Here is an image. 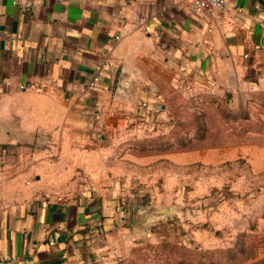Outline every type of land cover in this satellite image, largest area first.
<instances>
[{
	"label": "crops",
	"instance_id": "0c3cea01",
	"mask_svg": "<svg viewBox=\"0 0 264 264\" xmlns=\"http://www.w3.org/2000/svg\"><path fill=\"white\" fill-rule=\"evenodd\" d=\"M258 88L264 0H0V264H127L231 154L149 145L174 101Z\"/></svg>",
	"mask_w": 264,
	"mask_h": 264
},
{
	"label": "rangeland",
	"instance_id": "374dc122",
	"mask_svg": "<svg viewBox=\"0 0 264 264\" xmlns=\"http://www.w3.org/2000/svg\"><path fill=\"white\" fill-rule=\"evenodd\" d=\"M174 104L175 122L148 139L149 145L225 147L231 154L193 168L206 178L211 175L214 185L201 186L197 199L184 195L181 203L168 207V235L134 244L127 264H242L263 256L264 88ZM209 209L220 213L215 225L208 221Z\"/></svg>",
	"mask_w": 264,
	"mask_h": 264
},
{
	"label": "built area",
	"instance_id": "2783aa9c",
	"mask_svg": "<svg viewBox=\"0 0 264 264\" xmlns=\"http://www.w3.org/2000/svg\"><path fill=\"white\" fill-rule=\"evenodd\" d=\"M189 2L195 11L206 8H222L225 5V0H189Z\"/></svg>",
	"mask_w": 264,
	"mask_h": 264
}]
</instances>
